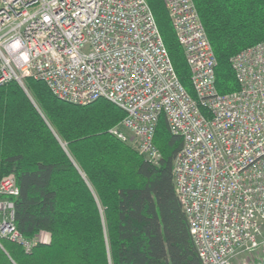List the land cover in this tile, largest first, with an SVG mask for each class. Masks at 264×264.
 <instances>
[{
    "label": "built area",
    "instance_id": "2783aa9c",
    "mask_svg": "<svg viewBox=\"0 0 264 264\" xmlns=\"http://www.w3.org/2000/svg\"><path fill=\"white\" fill-rule=\"evenodd\" d=\"M190 69L180 82L148 0H0V87L29 79L59 100H106L125 113L111 133L158 165L162 116L183 139L176 195L202 264L264 252V41L232 60L239 90L220 94L215 53L194 0H161ZM20 191L0 180V241L30 252L15 224ZM241 264H264V255Z\"/></svg>",
    "mask_w": 264,
    "mask_h": 264
},
{
    "label": "trees",
    "instance_id": "16d2710c",
    "mask_svg": "<svg viewBox=\"0 0 264 264\" xmlns=\"http://www.w3.org/2000/svg\"><path fill=\"white\" fill-rule=\"evenodd\" d=\"M180 82L195 97L190 69L161 0H148ZM215 53L220 94L239 90L232 67L264 41V0H194ZM0 87V180L19 187L15 224L30 252L0 241V264H202L178 200L174 161L183 139L161 117L158 165L111 133L125 118L114 104L56 98L29 79Z\"/></svg>",
    "mask_w": 264,
    "mask_h": 264
},
{
    "label": "rangeland",
    "instance_id": "374dc122",
    "mask_svg": "<svg viewBox=\"0 0 264 264\" xmlns=\"http://www.w3.org/2000/svg\"><path fill=\"white\" fill-rule=\"evenodd\" d=\"M126 144H128L129 146H131V144H129V143H126ZM131 147H133V146H131ZM36 239H39V240L45 239L46 241H49V236L46 235V234H43V235L38 236ZM261 255H264V252L258 253L257 255L249 256L247 258H242V259L239 260V264H241L243 261L244 262L245 261H250V260H252V259H254V258L258 257V256H261Z\"/></svg>",
    "mask_w": 264,
    "mask_h": 264
}]
</instances>
